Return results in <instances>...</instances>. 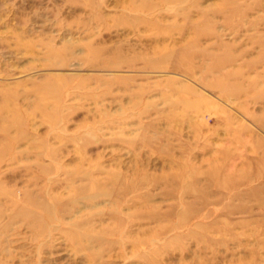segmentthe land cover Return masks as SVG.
Wrapping results in <instances>:
<instances>
[{"label":"rangeland","instance_id":"374dc122","mask_svg":"<svg viewBox=\"0 0 264 264\" xmlns=\"http://www.w3.org/2000/svg\"><path fill=\"white\" fill-rule=\"evenodd\" d=\"M0 264H264V0H0Z\"/></svg>","mask_w":264,"mask_h":264}]
</instances>
